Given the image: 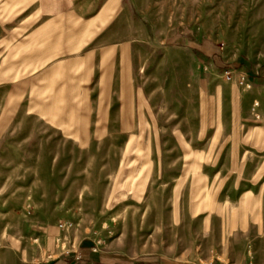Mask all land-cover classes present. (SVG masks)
<instances>
[{
    "label": "rangeland",
    "instance_id": "obj_1",
    "mask_svg": "<svg viewBox=\"0 0 264 264\" xmlns=\"http://www.w3.org/2000/svg\"><path fill=\"white\" fill-rule=\"evenodd\" d=\"M67 7L103 94L0 85V264H264V0Z\"/></svg>",
    "mask_w": 264,
    "mask_h": 264
},
{
    "label": "crops",
    "instance_id": "obj_2",
    "mask_svg": "<svg viewBox=\"0 0 264 264\" xmlns=\"http://www.w3.org/2000/svg\"><path fill=\"white\" fill-rule=\"evenodd\" d=\"M70 13L75 12L68 11L67 0H0L1 86L17 88L16 75L25 68L28 94L31 88L48 86L53 103L59 105L58 110L98 109L94 105L99 104V96L103 94L99 61L90 53H80L82 46L78 41H81L74 35L81 30L82 23L68 24L66 20ZM20 14L25 15V22H19ZM36 14L42 15L40 21H34ZM68 31L74 34H68ZM225 63L226 69H236L239 65ZM106 72L107 87L114 88L115 71ZM247 77L249 81L258 80L250 75ZM79 259L93 264L94 260L104 258L82 246L80 254L73 256L72 261L64 259L45 264H75L74 261ZM109 261L116 264L115 260Z\"/></svg>",
    "mask_w": 264,
    "mask_h": 264
}]
</instances>
